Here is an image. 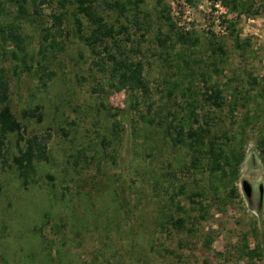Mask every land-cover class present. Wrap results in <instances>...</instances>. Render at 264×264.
Instances as JSON below:
<instances>
[{
	"label": "rangeland",
	"instance_id": "1",
	"mask_svg": "<svg viewBox=\"0 0 264 264\" xmlns=\"http://www.w3.org/2000/svg\"><path fill=\"white\" fill-rule=\"evenodd\" d=\"M62 1H31L21 18L0 0V23H19L24 40L18 48L0 38V68L25 137L10 134L0 159V264H248L245 244L261 245L250 264H264V100L250 84L251 76L264 79V0H242V15L212 0H144L124 16L108 6L116 0H94L116 30L127 28L116 36L124 51L117 56L143 63L151 95L118 89L112 63L97 66L82 38L94 26L79 15V0L66 8ZM62 13L59 27L54 16ZM230 22L247 50L237 48ZM175 33L198 43L179 44ZM213 39L223 43V59L212 55ZM191 82L198 113L214 118L211 139L245 153L237 180L210 171L207 147L193 166L191 150L165 136L172 115L194 125L182 96ZM215 83L227 101L239 99L233 115L203 103ZM248 91L247 102L240 97ZM48 134L49 159L25 183L14 158L27 140ZM196 203L206 207L203 217Z\"/></svg>",
	"mask_w": 264,
	"mask_h": 264
},
{
	"label": "trees",
	"instance_id": "2",
	"mask_svg": "<svg viewBox=\"0 0 264 264\" xmlns=\"http://www.w3.org/2000/svg\"><path fill=\"white\" fill-rule=\"evenodd\" d=\"M33 1L36 3L37 0H9V2L18 8V12L21 18L27 15V6ZM214 3H220L224 7L228 8L233 13H239L242 15L243 12H248V6L246 7L242 0H212ZM144 3V0H126L121 2L119 0L114 1L112 5L108 4L113 9H116L125 15L129 6H134L136 9L139 5ZM67 0L62 1V8H66ZM78 13L83 14L89 18L93 24V29L89 36L82 38L85 40L88 46L92 48L95 55L99 56V60L95 63L100 66L101 69H105L107 59L112 63V74L118 81V89H130L133 92H143L146 95H151V84L143 76L144 65L141 62H132L128 58H118L117 53L123 54L122 43L117 39V35L123 33V30H127L126 27H122L120 30H116L113 24H110L106 18L99 15L95 8L94 0H79ZM65 14H59L54 16V19L60 27L63 23ZM20 18V21H21ZM168 22L171 24L172 30H175V25L172 24V20L169 17ZM77 30L83 34L84 23L79 17H76ZM137 25V23H136ZM229 32L234 37V41L238 49L247 50L250 46L249 43H242L239 35L237 34V27L235 22L229 23ZM176 41L182 45H195L198 43V39H194L191 33H175ZM0 38L7 41H12L18 48L24 43L22 35L20 33L19 23H13L4 25L0 23ZM112 41L113 46L109 47V41ZM116 50V54L114 51ZM210 51L215 58H221L226 55V50L223 43L219 41L210 42ZM113 50V51H112ZM107 56V58H105ZM217 56V57H216ZM193 77V75H192ZM194 79V78H192ZM250 84L257 88L258 95L264 100V79L259 77L251 76ZM192 81V80H191ZM194 83L182 91V96L186 99V106L189 108V120L194 121L193 124H185L179 122L177 116L172 115V119L164 129L165 136L169 138L174 146H186L192 152L193 161L192 165L196 166L199 162V156L203 152V148L207 147L206 154H208L209 168L212 173L222 174L223 177L230 176L232 179L237 180L239 177V169L245 159V153L232 149L229 151L224 144H219L216 139L212 140L211 129L215 125L214 118L211 117V113L205 112L199 114L198 110L202 107L201 101L197 99L193 94ZM170 96L173 95V91L170 90ZM203 95V103L210 105L215 109L222 110L224 107L229 108L230 114H234L239 108V99L234 97L233 101H227L225 97V91L221 89V85L214 84L207 87L206 93ZM250 92H246L241 97L247 102L250 100ZM10 103V84L4 69L0 68V159L6 160L5 147L6 141L10 134H17L19 137V143L25 140L24 127L17 120L13 114ZM150 110H153V105L150 106ZM36 113L26 111L24 117H34ZM40 118V117H39ZM149 122L153 123L152 120ZM226 135V134H225ZM51 135L35 136L32 139L26 141L27 148L20 150L19 156L14 158V164L20 172V176L25 179V183L28 182L29 175L35 169L36 162L48 161V144L50 142ZM199 197L201 195H193ZM199 206L201 216L207 212L206 207L203 203H196ZM177 226L183 228L186 224L185 219H180L176 222ZM210 243L208 246L210 247ZM244 258L248 259V264L251 262L261 259L262 250L261 245H257L255 248H251L250 245L245 244L242 250Z\"/></svg>",
	"mask_w": 264,
	"mask_h": 264
}]
</instances>
